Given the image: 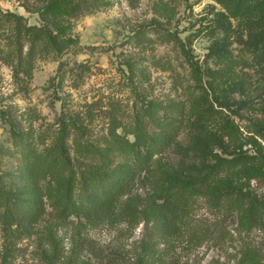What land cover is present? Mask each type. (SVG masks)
Wrapping results in <instances>:
<instances>
[{
    "label": "rangeland",
    "instance_id": "1",
    "mask_svg": "<svg viewBox=\"0 0 264 264\" xmlns=\"http://www.w3.org/2000/svg\"><path fill=\"white\" fill-rule=\"evenodd\" d=\"M221 1L230 0H89L90 11L65 33L73 43L39 56L28 81L17 70L14 28L4 14L23 15L30 25L41 19L17 0H0V194L26 196L27 149L52 148L62 116L89 128L96 141L107 134L106 112L127 126L140 120L152 139L172 136L154 159L174 168L207 175L218 160L213 152L256 157L264 173L257 135L264 131V0H236L247 6L239 17H229ZM67 145L73 160L72 138ZM230 177L224 172L215 182ZM67 178L41 182L47 212L38 224L0 226V264H98L83 239L125 264H264V218L248 220L229 204L215 209L211 189L197 190L183 234L164 239L140 213L151 204V180L130 194L137 215L111 225L55 216V188ZM237 191L245 207L264 202V179H242Z\"/></svg>",
    "mask_w": 264,
    "mask_h": 264
},
{
    "label": "trees",
    "instance_id": "2",
    "mask_svg": "<svg viewBox=\"0 0 264 264\" xmlns=\"http://www.w3.org/2000/svg\"><path fill=\"white\" fill-rule=\"evenodd\" d=\"M17 1L27 12L37 13L42 22L40 26L30 25L23 15L4 14L14 28L17 70L30 81L36 59L67 49L73 43L65 35L71 21L89 12L91 7L89 0ZM221 3L229 17H239L247 8L236 0ZM106 114L110 118L107 134L96 141L89 139L92 134L89 128L62 116L59 140L52 148L45 153L27 149L25 177L29 190L25 197L15 199L3 192L0 194V226H14L20 220L38 224L47 212L48 193L41 182L48 177L59 178L66 172L67 180L58 182L55 188L54 205L59 208L55 216L62 222L83 215L92 224L113 225L135 217L139 210L138 200L130 194L143 180H151L152 195L150 206L140 213L145 220L154 222L153 230L164 239L183 234L184 224L192 214L194 197L201 187L214 192L215 196L210 199L215 209L229 204L248 220L264 218V202H253L245 207L244 196L237 191V184L242 179H264V173L254 166L256 157L222 159L211 152L218 160L206 167L207 175H198L193 167L178 169L161 159H154L163 148L171 147L172 136L158 134L152 139L140 120L127 126L115 112ZM85 116L93 119L91 112ZM257 133L264 139L261 128ZM69 138H72L73 160L67 156ZM256 144L262 147L257 141ZM120 158L124 162H119ZM224 172H230L233 177L215 182ZM81 246L96 258L98 264H125L121 255L106 252L86 239L82 240Z\"/></svg>",
    "mask_w": 264,
    "mask_h": 264
}]
</instances>
